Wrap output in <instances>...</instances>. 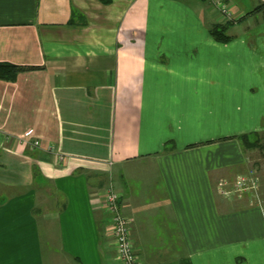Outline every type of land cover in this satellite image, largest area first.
Segmentation results:
<instances>
[{
	"label": "crops",
	"instance_id": "0c3cea01",
	"mask_svg": "<svg viewBox=\"0 0 264 264\" xmlns=\"http://www.w3.org/2000/svg\"><path fill=\"white\" fill-rule=\"evenodd\" d=\"M227 1L221 42L208 0H0V264H120L107 187L141 264H264V196L217 189L264 132V0Z\"/></svg>",
	"mask_w": 264,
	"mask_h": 264
},
{
	"label": "built area",
	"instance_id": "2783aa9c",
	"mask_svg": "<svg viewBox=\"0 0 264 264\" xmlns=\"http://www.w3.org/2000/svg\"><path fill=\"white\" fill-rule=\"evenodd\" d=\"M213 9L218 23L223 24L236 20L233 17L230 5L227 0H208ZM30 135V131L26 133ZM37 140L33 145H38ZM59 159H62L59 156ZM259 186L258 178L247 176V173L239 174L234 180H221L218 183V192L223 196H232L233 194L247 193L257 195ZM99 199L103 208L109 213V234L120 264H141L139 255L131 237V220L123 214L119 208V193L112 187H107L100 191Z\"/></svg>",
	"mask_w": 264,
	"mask_h": 264
},
{
	"label": "trees",
	"instance_id": "16d2710c",
	"mask_svg": "<svg viewBox=\"0 0 264 264\" xmlns=\"http://www.w3.org/2000/svg\"><path fill=\"white\" fill-rule=\"evenodd\" d=\"M257 10L258 8H255L251 12ZM228 23L230 22H226L223 24H218V23L213 24L209 28V33L213 36V38H215L218 41L221 42L228 41L231 38V36L225 34V31L228 27ZM21 69H24V67L8 62H0V78H6V79L13 78L14 74L17 71H20ZM262 135L264 136V132L253 131V132L242 133L235 137L239 140L241 146L246 151L257 147L259 148L261 145Z\"/></svg>",
	"mask_w": 264,
	"mask_h": 264
},
{
	"label": "rangeland",
	"instance_id": "374dc122",
	"mask_svg": "<svg viewBox=\"0 0 264 264\" xmlns=\"http://www.w3.org/2000/svg\"><path fill=\"white\" fill-rule=\"evenodd\" d=\"M249 170L245 172L249 178L257 177L259 186L257 187V192L262 193L264 196V136L261 138V145L258 148H253L246 150Z\"/></svg>",
	"mask_w": 264,
	"mask_h": 264
}]
</instances>
